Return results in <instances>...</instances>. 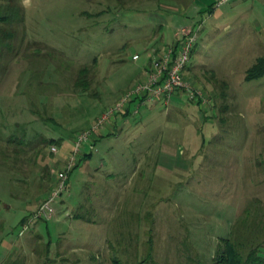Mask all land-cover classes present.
Returning a JSON list of instances; mask_svg holds the SVG:
<instances>
[{
  "label": "rangeland",
  "instance_id": "374dc122",
  "mask_svg": "<svg viewBox=\"0 0 264 264\" xmlns=\"http://www.w3.org/2000/svg\"><path fill=\"white\" fill-rule=\"evenodd\" d=\"M19 1L16 54L0 57L1 137L24 131L26 140L60 141L37 158L25 146L14 168L0 167V264H209L237 221L264 226V74L244 79L264 57V0H210L211 11L188 17V0ZM188 22L199 27L185 75L209 104L182 95L146 102L137 114L132 104L83 143L90 155L69 172L52 216L32 218L76 134L142 79L151 50ZM29 41L64 62L37 56ZM85 65L80 91L74 82Z\"/></svg>",
  "mask_w": 264,
  "mask_h": 264
},
{
  "label": "trees",
  "instance_id": "16d2710c",
  "mask_svg": "<svg viewBox=\"0 0 264 264\" xmlns=\"http://www.w3.org/2000/svg\"><path fill=\"white\" fill-rule=\"evenodd\" d=\"M212 5L213 4L209 6V8L207 9L208 11L212 10ZM101 13L102 11H99L95 15H99ZM24 19V7L21 5L19 0H0V57H9L12 54H16V49L12 42L16 38L17 26L23 25ZM29 42L30 45L34 47V52L37 56L42 57L47 61L56 60L59 65L64 62L63 55L57 52L55 49L50 48L46 44L42 45V47L38 46L39 43L37 41ZM67 64L69 63L67 62ZM88 68L89 66L85 65L78 69V77L77 79H75L74 84L75 86L81 87L80 91H86V88L88 87V82L86 79V74L89 70ZM263 74L264 57L261 56L258 57L255 62L247 69L244 79L251 80L260 77ZM40 84L41 82H38V85ZM195 104L200 105L197 103ZM30 111L36 115L40 113V111L34 109V107H32ZM129 112L130 108L122 113L116 114L115 117L117 115H121L124 117L129 114ZM6 129H8L6 125H0V167L8 169L9 171L14 168L13 164H16V162H18V155L26 152V150L24 151L23 147L30 146L31 148H29V150L31 149L34 152L35 157L37 158L40 157V154H42L40 151V147L45 148L50 144H57L60 141L58 139L43 138L40 136L39 139L35 138L26 140V134L24 131H21L20 134L15 132H8L5 133V137H1V133ZM110 134L111 133H108V135ZM95 141L97 140L91 142V149ZM32 143H35V146L38 148L35 149V146L32 145ZM88 155L90 154H86L85 152L81 153L78 156V161L75 167L80 164L81 159L87 158ZM47 168L48 166L45 165L43 171ZM13 195L16 196L15 194ZM246 212H248V209L246 210ZM262 226V221H252L250 224H247V222H243L240 220L237 221V223L233 226V228H231L226 236L219 238L209 264H264V226ZM151 252L152 247L151 244H149L147 255L142 261L145 262L151 259ZM112 261L114 264H119V261L116 258ZM5 264H23V262L20 259H11L10 257H8V260ZM196 264L205 263L199 261L196 262Z\"/></svg>",
  "mask_w": 264,
  "mask_h": 264
},
{
  "label": "built area",
  "instance_id": "2783aa9c",
  "mask_svg": "<svg viewBox=\"0 0 264 264\" xmlns=\"http://www.w3.org/2000/svg\"><path fill=\"white\" fill-rule=\"evenodd\" d=\"M226 1L228 0H216L214 6L219 7ZM198 27H178L174 33V40L150 60L145 77L124 91L112 105L106 107L89 128L76 134L72 154L64 169L58 173V184L48 192L32 218L49 219L52 216L54 212L52 204L63 193L69 172L75 167L78 156L84 152L83 143L87 142L89 137L100 128L110 125L115 115L129 109L132 103L135 105L133 114H137L139 107L146 102L161 101L167 105L177 94L185 95L189 101L201 106L209 104V98L204 90L194 85L185 75L197 38ZM132 59H138V55H133ZM51 150L56 151V148L52 146ZM28 223L22 226L19 234L28 228Z\"/></svg>",
  "mask_w": 264,
  "mask_h": 264
},
{
  "label": "crops",
  "instance_id": "0c3cea01",
  "mask_svg": "<svg viewBox=\"0 0 264 264\" xmlns=\"http://www.w3.org/2000/svg\"><path fill=\"white\" fill-rule=\"evenodd\" d=\"M189 2H190V4L187 6V7H185L186 9L184 10V11H186L185 13H184V15H185V17H188L189 16V14H191V13H202V12H204V11H208L207 9L209 8V6L211 5V4H213V2L214 1H210V0H188ZM191 20V19H190ZM191 21H193V20H191ZM182 26H194V24H192L191 25V22H190V24H189V22L186 24V25H182ZM162 48L163 47H159L157 50H155V49H152L151 50V57H150V60L154 57V56H157L159 53H160V51L162 50ZM150 63V62H149ZM145 74H146V72H145ZM143 77H145V75H143ZM142 77V78H143ZM179 96H182V94H178V95H175L173 98L174 99H178V98H180Z\"/></svg>",
  "mask_w": 264,
  "mask_h": 264
}]
</instances>
